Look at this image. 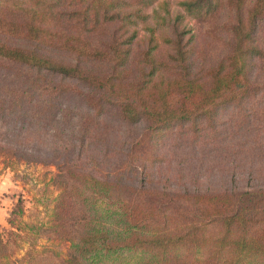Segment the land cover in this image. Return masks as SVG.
Here are the masks:
<instances>
[{
	"label": "trees",
	"instance_id": "16d2710c",
	"mask_svg": "<svg viewBox=\"0 0 264 264\" xmlns=\"http://www.w3.org/2000/svg\"><path fill=\"white\" fill-rule=\"evenodd\" d=\"M177 4L171 14L168 0H0L1 125L37 130L38 147L51 136L35 151L0 131V156L58 168L35 218L14 204L0 264H264L263 184L171 187L133 149L114 146L97 164L90 149L111 132L101 129L107 114L195 140L217 135L220 109L263 93L264 0ZM183 14L217 36L219 54L206 61ZM40 237L52 245L38 248Z\"/></svg>",
	"mask_w": 264,
	"mask_h": 264
},
{
	"label": "rangeland",
	"instance_id": "374dc122",
	"mask_svg": "<svg viewBox=\"0 0 264 264\" xmlns=\"http://www.w3.org/2000/svg\"><path fill=\"white\" fill-rule=\"evenodd\" d=\"M168 7L171 14L180 9L177 0H168ZM147 10H150V7ZM180 23V27L188 30L185 37L193 34L192 39L204 44L206 61L212 59L216 53L219 54L220 48L212 41L217 36L211 31L204 32L201 22L183 14L180 17ZM161 29L158 27L156 34ZM164 32H170L168 27ZM138 34L140 39L147 32L140 28ZM262 78L264 75L260 79ZM79 105L80 107L71 110L73 118H76V111L77 116L84 111L83 106L80 103ZM217 117L216 136L213 137V134H210L207 137L203 134L195 140L192 138L188 140V133L177 136L180 132L176 129L174 132L151 135L152 132L144 128L143 122L129 127L117 120L115 116L107 114L101 129L105 130L104 132L106 130L111 132L100 138L95 146L93 143L90 144V149L96 153L94 157L99 160L96 164L101 162L104 152L114 146L123 150L126 148L128 154H132L131 149H133L139 157L138 161L145 163L144 167L153 173L154 178L157 176H161L162 179L168 178V182L172 181L171 187H176L179 181L182 182L178 186H188L193 179L196 180L195 186L212 189H220L226 184L228 186L235 184L236 187L264 185V91L246 101L243 107L230 106L220 109ZM0 131L6 132L11 142L14 140L19 143L23 140L26 144L32 143L28 146L35 151L45 146L50 148L51 136H47L45 131L41 133L42 147L35 145L38 143L37 130H31V127L7 129L1 125L0 119ZM46 131L52 132V130ZM112 155L116 158L115 153ZM116 161L118 162L114 163V166L106 165L104 168L110 171L115 170L120 158ZM57 171L58 168L53 163L43 164L31 160L13 161L11 165H7L0 156L1 231L3 228H9L8 219L12 216L11 210L19 199H22L24 219L30 220L36 217L35 199L42 193L43 186L51 180V175ZM104 171L107 172V170ZM180 173L182 176L177 178ZM255 175L257 176L254 177ZM232 179H234L233 182H231ZM53 192H55L54 186L49 183L46 193ZM37 207L41 209V206ZM52 243L40 237L37 247L51 246ZM27 247L28 244L24 242L23 248L18 249L15 255L20 256Z\"/></svg>",
	"mask_w": 264,
	"mask_h": 264
}]
</instances>
